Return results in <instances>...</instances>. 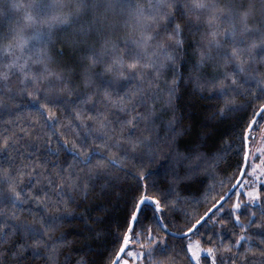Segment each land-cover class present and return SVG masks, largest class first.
Returning a JSON list of instances; mask_svg holds the SVG:
<instances>
[{"label": "snow or ice", "instance_id": "1", "mask_svg": "<svg viewBox=\"0 0 264 264\" xmlns=\"http://www.w3.org/2000/svg\"><path fill=\"white\" fill-rule=\"evenodd\" d=\"M186 92L211 120L251 110L235 172L191 204L226 151L182 145ZM97 179L128 203L106 264H264V0H0V264H59L77 218L100 236L73 209Z\"/></svg>", "mask_w": 264, "mask_h": 264}, {"label": "trees", "instance_id": "2", "mask_svg": "<svg viewBox=\"0 0 264 264\" xmlns=\"http://www.w3.org/2000/svg\"><path fill=\"white\" fill-rule=\"evenodd\" d=\"M179 103L180 111L186 117V123L191 126V135L182 140V145L190 144L201 132H206L207 136L202 146L205 152L212 154L221 149L226 151V158L219 162L215 176L210 169L208 172L201 173L198 178L188 183L182 190L181 194L188 197L191 204L192 200L200 199L210 185H215L219 191L220 184L218 181L235 172L236 164L240 159L237 150L240 143L238 138L239 124L250 115L251 110L247 113L243 111L233 113L230 119L211 120L210 116L214 109L210 107V104L214 102L205 101L186 92ZM229 142L233 143L231 149L228 148ZM61 159L63 160V154ZM123 183V181H120L105 187V181L97 179L86 200L78 197L79 206L73 205L74 214L77 217L81 213L84 216H100L104 231L100 236H96L94 232L85 228L83 220L79 218L63 225L61 231L69 234V238L73 240V243L61 250L59 264H64L66 256L76 257L78 253L75 250L80 249L85 243L92 250L91 259L95 260L96 264H106L116 234L118 231L123 232L121 225L124 224L128 214V203ZM227 186L225 185V187ZM25 215H27V212H25ZM170 215L175 216L177 219L182 217V213L173 212ZM145 223H152V221L149 220ZM81 231L84 232V236L80 235ZM132 246L136 247L135 244ZM25 264H45V260L43 257L34 258L29 255L25 260Z\"/></svg>", "mask_w": 264, "mask_h": 264}, {"label": "rangeland", "instance_id": "3", "mask_svg": "<svg viewBox=\"0 0 264 264\" xmlns=\"http://www.w3.org/2000/svg\"><path fill=\"white\" fill-rule=\"evenodd\" d=\"M257 141H256V144H255V146L256 147H260L261 146V140L259 139V137H260V133L259 132H257ZM136 250V247H134V246H132V247H130L129 248V251H135ZM127 258V257H126Z\"/></svg>", "mask_w": 264, "mask_h": 264}]
</instances>
